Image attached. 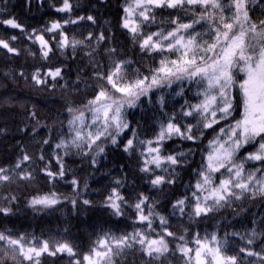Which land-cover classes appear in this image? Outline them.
Returning <instances> with one entry per match:
<instances>
[{
	"label": "trees",
	"instance_id": "obj_1",
	"mask_svg": "<svg viewBox=\"0 0 264 264\" xmlns=\"http://www.w3.org/2000/svg\"><path fill=\"white\" fill-rule=\"evenodd\" d=\"M69 3L72 5L70 11L59 12L57 9L63 6V0H0V20L15 18L25 29L21 32L0 24V39L8 40L10 47L17 49L12 53L0 47V168L11 177L8 181H0V209H11L7 214L0 211V231L13 236L27 234L29 238L35 236L41 240L68 242L77 253L72 257L67 253L43 254L41 264H74L105 232L116 235L151 232V238L164 234V227L174 233V236H167L169 253L159 258L149 257L137 244L118 257L116 264H185L186 257L177 250V245L182 243L179 237L184 236L194 248L193 237L197 233L201 237L216 233L221 238L227 234L229 255L237 254L239 248L244 247L261 255L239 253L241 264H264V197L257 195L253 198L245 194L241 199H230L224 207L207 215H192L196 203L193 193L200 196L201 202L207 195L196 188V183L200 179L198 173L207 162L209 141L220 127L225 126L224 122L214 129L204 130L203 136L195 142L177 136L162 141L160 154L177 155L179 164L170 165L164 161L160 168L146 165L151 159L148 148L158 146L155 138L161 124H166L173 113L179 115L185 100L198 102L194 98L197 91L194 85L189 87L186 84L182 96L175 94L179 87L174 85L173 89L154 91L150 100L142 97L135 108L126 109L130 128L121 133L116 144L105 141L101 145L103 153L97 155L96 147L91 151L71 147L67 153L63 147H56L62 139L67 141L71 137L67 123L71 114L67 109H82L95 94L98 83L95 72L107 71L113 60H126L131 62L130 72L139 69L147 75L148 70L158 66L164 56L175 58L167 52L140 49V38L134 39L122 26L126 15L124 8L129 0H69ZM152 11L156 22L142 25L145 33L161 28L169 30L172 25L168 21L174 17H180L185 23L191 19L180 9L153 8ZM250 15L254 19H264V0H254ZM88 16L94 21L87 20ZM65 20L76 23L64 24ZM53 21H59L62 29L44 31ZM33 29H36L35 34ZM201 30L198 26L197 31ZM61 31L69 41L75 39L84 43L59 47ZM89 33L92 34L90 38ZM30 34L32 39H29ZM101 34L104 39L98 40ZM35 35H43L48 41L51 51L47 58L42 55ZM12 36L17 39L10 40ZM112 49L115 52H111ZM56 68L62 69L61 77L55 80L45 77L49 70ZM37 70L42 79H47L46 84L37 85L32 80ZM161 95L165 98L163 108L159 104ZM86 117L90 119L88 113ZM176 122L195 123L191 117ZM129 139H133V147L125 151ZM149 140L153 141L152 145L147 143ZM253 150L252 146H246L239 155L244 156ZM181 152L185 156L180 157ZM25 154L31 159L24 161L19 169L15 168ZM57 157L61 158L65 175L52 179L46 172L60 170ZM145 166L149 171L141 170ZM259 166L258 162L252 161L246 164L249 171ZM22 172H30L31 179H21L19 174ZM156 176L165 177L164 182L153 185L151 181ZM222 178L220 173L215 174L217 183ZM73 180L78 182L76 186L71 183ZM113 188L124 198L121 203L123 214L119 216L114 215L105 203ZM52 192L57 194L59 203L52 207L31 206L34 197ZM144 197L147 199L142 205L143 214L153 213L151 229L138 219L140 213L135 209V204ZM73 199L75 205L71 202ZM182 199L185 204L178 206L177 201ZM84 200L90 203L84 204ZM161 216L166 221L163 226ZM252 230L257 235L254 242L248 244ZM8 264H12L10 259Z\"/></svg>",
	"mask_w": 264,
	"mask_h": 264
},
{
	"label": "snow or ice",
	"instance_id": "obj_2",
	"mask_svg": "<svg viewBox=\"0 0 264 264\" xmlns=\"http://www.w3.org/2000/svg\"><path fill=\"white\" fill-rule=\"evenodd\" d=\"M253 2L254 0H132V3L124 8L126 16L122 26L129 30L134 39L140 38L139 47L142 51L167 52L175 58L164 56L158 66L148 70L147 75L142 74L139 69L130 72L131 62L126 60H113L107 71L95 72L94 77L98 82L95 94L82 109H67L71 114V119L67 122L71 137L67 141L62 139L56 147H63L66 153L71 147L88 151L96 147L97 155L103 153L104 147L101 145L105 141L116 144L121 133L130 128L126 109L135 108L142 97L150 100L154 91L173 89L174 85L179 87L175 94L182 96L186 84L189 87L194 85L197 89L194 98L198 102L185 100L179 115L173 113L168 117L166 124H161L155 138L158 146L148 148L151 159L146 161V165L160 168L164 161L170 165L179 164L177 155L160 154L162 141L177 136L195 142L203 136L204 130L214 129L224 122L225 126L220 127L214 138L209 141L207 162L198 173L200 179L196 183V188L200 192H207V195L201 202L200 196L193 193L196 203L192 215H207L224 207L230 199L238 200L245 194L253 198L257 195L264 197V19H254L250 15ZM71 7L69 0H63V6L57 11H70ZM153 8L180 9L186 17L190 15L191 19L185 23L181 22L180 17H174L168 21L172 25L169 30L161 28L159 31L145 33L142 31V25L156 22ZM78 19L83 20L85 17ZM86 19L94 21L92 16ZM63 23L76 21L65 20ZM0 24L25 31L24 26L15 18L0 20ZM198 26L201 31H197ZM60 29L62 24L53 21L44 31L55 32ZM35 32L36 29H33L32 33ZM91 35L89 33V38ZM60 36L58 46L61 48L67 47L69 43L73 47L84 43L75 39L69 41L62 31ZM16 39V36L10 37V40ZM29 39H32V34ZM97 39L103 40V34ZM35 41L40 43L42 55L47 58L51 51L48 41L43 35H35ZM0 47L8 52H17L5 39H0ZM110 51L115 52V49ZM61 73L62 69L56 68L54 71L49 70L45 77L55 80L61 77ZM32 80L37 85L47 83L46 78L40 77L39 70L33 74ZM159 104L162 108L165 105L163 95L159 97ZM86 113L90 119L86 117ZM188 117L195 123L176 122ZM135 136L136 133L133 132V137ZM133 143V139H129L125 151L131 149ZM147 143L152 145L153 141L149 140ZM246 146H252L254 150L240 156L241 150ZM178 155L183 157L185 153ZM30 159L27 154L23 155L15 168L19 169L24 161ZM250 161L258 162L260 166L249 171L246 164ZM57 162L60 170L47 171L49 178L64 177L65 170L60 157H57ZM141 170L149 171L146 166ZM5 172L4 168H0V181L11 179ZM216 173L224 177L219 179L218 183L215 179ZM19 176L21 179H31L30 172H22ZM164 179L163 176H156L151 183L159 185ZM71 183L73 186L78 184L76 180ZM146 199L147 197H144L136 203L135 209L140 213L138 219L146 222L151 229L150 217L153 213L149 211L147 215L143 214L142 205ZM59 202L57 194L52 192L34 197L30 204L33 207H52ZM71 202L76 204L75 199ZM123 202L124 198L115 188L105 201L117 216L123 214ZM83 203L89 204L90 201L84 200ZM184 204V199L177 201L178 206ZM0 211L7 214L11 209L3 208ZM180 211L183 212L184 208L181 207ZM160 220L162 226L166 224L164 217L161 216ZM163 232L167 236H174L167 227H164ZM150 235L151 232L145 234L141 231L120 235L105 232L93 242L89 252L85 253L82 259H76L74 264H116L118 257L137 244L149 257L159 258L169 253L164 234H157L158 238L155 239L149 238ZM256 235L255 230H252V238H249L247 243L252 244ZM179 240L182 243L177 245V250L186 257L185 264H241L239 253L247 252L248 256L261 255L244 247L239 248L237 254L229 255L227 234L221 238L216 233L205 234L203 237L197 233L193 237L194 248L189 246L184 236H180ZM0 253V264H8L9 259L12 264H41L40 257L43 254L55 256L58 253H67L70 257L77 255L68 242L41 240L35 236L29 238L27 234L13 236L5 231H0Z\"/></svg>",
	"mask_w": 264,
	"mask_h": 264
},
{
	"label": "rangeland",
	"instance_id": "obj_3",
	"mask_svg": "<svg viewBox=\"0 0 264 264\" xmlns=\"http://www.w3.org/2000/svg\"><path fill=\"white\" fill-rule=\"evenodd\" d=\"M129 3H132V0H129ZM128 3V4H129ZM126 16V15H125ZM46 40V39H45ZM48 47H49V43H48ZM169 231V230H168ZM164 236H165V239H166V241H167V234L166 233H164ZM151 238H153V239H155V238H158V237H151Z\"/></svg>",
	"mask_w": 264,
	"mask_h": 264
}]
</instances>
